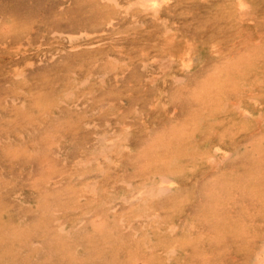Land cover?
Segmentation results:
<instances>
[{"label":"rangeland","instance_id":"374dc122","mask_svg":"<svg viewBox=\"0 0 264 264\" xmlns=\"http://www.w3.org/2000/svg\"><path fill=\"white\" fill-rule=\"evenodd\" d=\"M136 1L118 0V7L107 0H0V264H178L177 258L170 263L162 249L157 248L177 237L185 240L187 234L189 241L186 250L181 251L180 264H258L254 258L248 260L258 248L259 243L254 246L257 238L264 234V189H253L262 172L254 164L263 162L264 143L257 147L253 146L256 143H250L257 122L240 121L232 130L225 131L227 117L223 116L222 122L215 114L205 118L211 101L203 86L211 75L212 64L201 62L204 65L194 66L188 72L172 63L166 73L156 59L148 66L143 65L153 55L169 57L172 48L165 49L162 45L165 35L149 9L153 1L147 3L144 11ZM251 1L257 9L256 20L264 19V0ZM165 2L159 5L161 18L167 19L169 27L178 28L177 38L187 31L196 43L201 35L216 37L218 32L228 31L225 24L231 15V28L239 25L235 0H171L170 12ZM108 8L115 14L112 25L102 24ZM142 21L143 25H138ZM199 46L198 43L194 60L201 61ZM97 47L99 51H95ZM106 50L114 60L106 55ZM94 61L103 68H93ZM125 61L128 66L123 64ZM104 68L109 76L100 82L96 75ZM87 73L93 76L83 87L69 80V76ZM115 73L119 75L118 82L113 79ZM174 75L187 79L178 81ZM143 76L153 79L143 81ZM70 89L74 98L65 97ZM123 89L129 91L120 102L122 114L112 115V111L115 113L112 107L97 109L95 115L91 113L107 100V92L113 96V102H118L116 95ZM158 89L165 93L155 107L149 108ZM84 91L93 92L92 99L76 100ZM142 105L146 107L143 118L158 132L150 138L147 150L142 148L145 160L140 159V166L144 170L134 171L132 180L136 184L158 183V175L166 174L184 187L177 193L184 198L166 202L160 218L143 217L127 226L136 215L133 211L141 205L137 202L128 210L127 204L118 199L122 193L129 195L130 187L118 182L108 187V181L100 176L99 186H107L109 190L100 187L94 196L84 189L94 179L98 164H107L100 154L101 146L95 143V135L107 133L112 137V132L121 133L124 121L138 126L140 117L134 110ZM200 119L209 122L202 125ZM107 121L112 125L108 126ZM174 130L178 136L185 131V137L181 138L186 140L180 142L187 149L182 152L181 147L165 149L166 140L175 139ZM213 140L234 151L233 160L224 171L208 163L207 157L215 154L210 144ZM230 169H238L246 179L245 186L229 184L230 192L237 188L239 191L244 188L247 193L251 188L261 189L258 198L242 194L241 202L234 205L235 215L242 212L247 218L254 214L252 221L258 223L253 224V230L245 228L234 233L233 239L229 236L230 240L227 237V241L217 245L220 232L233 228L220 229L218 225L205 223L206 219L213 223L216 220L207 216L212 214L208 210L212 202L217 201L209 192L219 173L228 176ZM224 193L230 199L226 190ZM142 194L150 206L168 197L167 193L156 197ZM110 202L116 203V210L107 207L105 203ZM253 206L258 210H248ZM220 208L226 216L230 215V208ZM123 214L124 217L132 214L126 223L119 220ZM80 219H84L82 224L78 222ZM170 222L179 225L177 233L169 231L166 224ZM60 224L70 233L62 234ZM228 235L233 236L229 232ZM146 243L160 259L150 256L154 254L147 252ZM262 260L259 264H264Z\"/></svg>","mask_w":264,"mask_h":264},{"label":"bare ground","instance_id":"6f19581e","mask_svg":"<svg viewBox=\"0 0 264 264\" xmlns=\"http://www.w3.org/2000/svg\"><path fill=\"white\" fill-rule=\"evenodd\" d=\"M107 1L112 4H115L118 7L120 6L118 0H107ZM151 1H153V5H151L149 9L153 11L152 16L157 20V22H160L159 25L160 28L163 30V36L165 35L164 42L162 45L165 49L172 48V51L169 57L168 56L155 57L153 55L152 56L154 57L153 59L149 58L148 63L147 61H143L142 64L148 66L151 61L156 59L154 61L160 63V67L162 68V70H164L165 73L168 71L169 65H171L172 63H178V66L181 69V71H188V72H190L191 69L194 68V66L201 67L203 64L201 62H207L212 64L211 75L206 80V84L203 86V89L208 95V100L211 101V106L205 118H207L208 114L210 115L215 114L218 120L220 119V122H222L221 118L223 116L227 117L229 123L224 125L223 130L225 131L232 130V126L238 124L240 121H246L248 123H251L253 120H256L257 122L256 130H254V133L250 134V143L253 144L256 143L257 145H253L256 147L261 146L264 143V19L256 20V18L258 17L256 15L257 9L252 4V1L235 0L236 16H237L236 18L238 20L237 22L239 23V25L235 24L231 28L232 23L229 20L231 17H233V15H231L230 17L228 16V23L225 24L227 27H229L228 31H224V30L220 31L218 32L216 37L214 36L212 38H204L202 35L200 36V40L198 43L201 46V47L199 46L200 47L199 52L202 55L201 61L200 58H198L199 60L196 58H195L196 60H194V54L195 51H197L198 43H196L194 39L191 37L192 35L191 32L187 31L186 35L183 34L180 35L179 38H177L176 34L178 28L173 29L169 27V25L167 24L168 23L167 19L164 17L161 18L162 9L160 8L159 5L160 3L165 2V0H137L136 3L139 6H142L144 11L146 10V8H148L147 3ZM170 1L171 0L166 1L165 4L168 5ZM125 4L128 5V3ZM170 5L166 6V9L168 8L169 12L171 11ZM111 9L112 8H108L105 16L102 19L103 21L102 24H106V25L113 24L112 17L115 14L112 13L113 10ZM134 20L136 22V19ZM224 21H227V18L224 19ZM138 25L140 26L143 25V21L139 22ZM218 30L219 28L216 30H212L211 34L216 33ZM225 33L226 35H224ZM159 36H160V32H159ZM244 36H246V38H244ZM96 42L98 43V41ZM112 49H114V47ZM112 49L110 48V51ZM99 50L100 49H98L97 47L95 51H99ZM101 52H104V50H102ZM110 54L111 52L106 50V55L114 60V57H112ZM115 62H117L116 59ZM195 62H200L201 64L196 65ZM123 64L128 66L129 62L125 61L123 62ZM92 67L100 68V70L101 68H103L99 66V62L97 61L96 62L94 61L92 63ZM104 70L105 71L100 72L98 73V75H96L100 80V82H105V78L109 76L107 69L104 68ZM92 76H93L92 73H87V75L84 76L73 75V76H69V80L71 79L73 82H75L78 87L80 86L83 87L84 84H86V82H88L90 77ZM122 76L124 77L123 74ZM142 78L143 81L145 79L146 81L149 80L151 81L153 79L152 77L149 79L146 76L145 77L143 76ZM174 78L178 81H183L187 79L186 77H181L178 75L175 76ZM113 79L116 82L120 81L119 75L117 73L114 74ZM128 91L129 90L123 89L122 92H119V94L116 95L118 96L117 97L118 102L117 101L113 102L111 100L113 96H111L110 92H107L105 94L106 95L105 98L107 100L100 102L98 106L94 108V110H92L91 113L95 115L97 111H99L97 109L112 107L115 108V113H113V111L111 112L112 115L116 116L122 114L123 110L120 102H122L125 99V97L128 94ZM91 93L93 92L84 91L80 96L76 97V100L82 99L84 97H87L86 98L87 100L89 99L91 100L92 99ZM164 93L165 92L163 89H158L152 98V102L149 104V108L155 107L156 101H159L163 97ZM72 95L73 97L71 98H74L75 94L72 92L71 89L65 93V97H70ZM16 99L17 98H12V101H16ZM81 103L82 102H75L76 105ZM134 111L140 117L138 126L135 124V122L128 123L124 121L120 125L121 127H123L121 133L114 134L112 132V134L114 135V136L112 135V137L107 136L106 135L107 133L101 136L95 135V143L101 146L100 154L103 156L107 164L105 165L101 163L98 164L96 170L93 172L92 175L94 176L93 177L94 179H91V181L85 186L84 189L88 193H92L95 196V194H97V192L99 191L98 188L101 187L100 188L101 190L102 189L109 190L107 186L113 187L116 184V182H118L119 184H125L126 186L130 187L131 193L129 195L122 193L118 196V199L122 200L124 203L127 204L128 210H132V206L136 205L137 202H140L141 205L139 204L137 205L135 212L133 211V213H136V215H133L134 217L130 221L127 222V217H130L132 214L127 215V217H124L125 216L124 214L119 216L120 222L121 223L127 222V226H129L134 221H139L143 217L148 219L160 218L161 216L160 213L162 212L161 207H163L166 202H169L171 198L173 199L180 198V201H182L184 198L183 195H180V197L177 195V193L181 192L184 187L179 185L180 183L178 182V180L173 179L171 176H168L166 174L158 175V179H159L158 183L145 181L141 184H136L132 180V173L134 171L139 172L140 168L143 169V167L140 166V161L142 159L145 160V158L144 157L142 158V156L143 154H145L147 147L150 146L149 143L151 140L150 138L152 137V135H157L158 132L156 129L155 130L152 129L150 127L149 122L145 121V119L143 118L144 111H146L145 105L138 106L137 108H135ZM200 120H201L200 123L202 125L205 124V121L209 122L208 119H205V121H202V119ZM89 124H90L89 122H86L85 125L89 126ZM106 124L108 126L110 124L112 125V123L109 121H107ZM92 125H94V127L97 126L95 123ZM207 126H203V127H207ZM177 132L178 131L176 130L173 131L174 133L173 137L175 139L166 140L168 146H166L165 149H173L176 147H181V150L179 152H182L183 150L187 149L186 144L182 145L180 142V140H184V141L186 140L181 138V137H185V131L182 132V136L175 135ZM139 140L140 142L138 143ZM210 144L212 147V151L215 154L209 155L207 157L209 161L208 163H211L214 168L218 170L223 169L224 171L226 164L233 160L234 151L226 149L224 144L221 143L220 141L213 140L210 142ZM143 147L145 150L144 153L142 149ZM253 153H255L254 150ZM261 153L264 154V151H262ZM184 154H187V152H185ZM262 160L263 162L259 160L254 164V168L257 170L262 169V172L259 173V179L258 180L256 179L257 183L254 182L255 185L253 189L256 187L264 189V158ZM77 162L79 163L80 160H78ZM230 171L231 173L228 176L224 172H220L219 173L220 176L217 178V183L213 184V186L211 187L209 194H212L211 196H215L217 198V201L212 202V206H210V208L208 209L212 214L210 216L209 215L207 216L211 217L213 220L215 219L216 220L215 223H213L210 222V220L206 219L205 223L210 225L213 224V226L215 227L218 225L220 229H224L223 226L226 227L231 226L233 229H228L227 231L229 232V234L233 235L234 233L236 234L241 232L245 228L253 230V224L256 225V223H258L256 220L252 221V218L256 216L254 214H252L247 218L242 212L235 215L234 205H237L239 204V202H241L240 198L242 194L252 195L258 198L257 195H259L261 189L252 190L251 188L249 190V193H247L248 190L245 191V189L242 188L241 189L242 192H241L239 191L240 188H237L234 189L232 192H230L228 190L229 184L235 185L236 183L243 186L246 185V179L243 178L241 172H237L238 169H230ZM129 175L131 176V178H129ZM150 176L152 178L153 175ZM99 177L103 181L105 180L108 181L106 187L102 188V186H99L101 185L99 184V182H97L98 181L97 178ZM47 183L48 182H46V184ZM104 185H106V182ZM218 186L219 188L216 189V187ZM225 190L231 195L230 199L225 198L223 196V194H225L224 193ZM142 193H145L147 196L150 197H156L161 194L167 193L168 197L166 196L167 198L165 197V199H161L160 202H157L154 205L150 206V204L147 202V199L142 197L143 196ZM227 203L229 204L232 203L233 205L231 204L229 205ZM105 204L107 205V207L109 206L110 209L112 210H116L117 208L116 203L114 202H110L109 204L105 203ZM216 206L224 207L228 210L230 208V215L226 216V213L221 212L220 207L219 209L215 208ZM246 208L247 207H245L244 209ZM140 209H142L141 210L142 212H138ZM249 209L258 210L255 206H253L252 208H248V210ZM149 210H153L154 213L148 214ZM78 222L79 224H82L84 222V219H80ZM166 226L168 227L169 231L172 234L177 233L179 230V225L175 222H170L169 224H166ZM60 227L63 229L60 230L62 234L70 233L69 229L65 228L64 224H60ZM232 231L233 233H231ZM228 232L226 231L220 232L219 236L217 237V242H216L217 245H221L222 242H224V240L227 241V237L228 240H230V237L232 239L235 237V235L233 236L228 235ZM188 236L189 234H187V237L185 236V240L178 239L177 237L175 238V240L169 242L167 241L166 245L164 244L162 248H157V250L162 249L165 256L167 257L166 260H168L169 262L172 261V259L177 258L178 259L177 262L178 264H180L179 262H181L180 260L182 259V255H183V254L181 255V251L183 252L186 250L185 248L187 247V243L189 241ZM201 238L202 237H200V239ZM256 244L258 248L254 249V252L250 254L248 260L251 261L250 259L254 258L259 264V260L262 259L264 260V258H262V255L264 254V234L261 237L257 238L254 246ZM145 247L148 249L147 250L148 253H151V251H153L151 254L154 255H150V256L157 259L161 258L160 255L157 254L156 250H154V248L150 244L146 243ZM242 250L244 251V248ZM195 251L197 253L196 249ZM232 255L235 256V253H233ZM194 258H196V254Z\"/></svg>","mask_w":264,"mask_h":264}]
</instances>
